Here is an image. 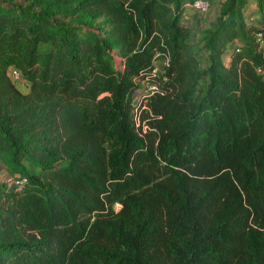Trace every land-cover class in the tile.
<instances>
[{
  "label": "trees",
  "instance_id": "trees-1",
  "mask_svg": "<svg viewBox=\"0 0 264 264\" xmlns=\"http://www.w3.org/2000/svg\"><path fill=\"white\" fill-rule=\"evenodd\" d=\"M28 1L0 0V154L29 178L0 183V264H264V0H221L206 67L184 0Z\"/></svg>",
  "mask_w": 264,
  "mask_h": 264
},
{
  "label": "rangeland",
  "instance_id": "rangeland-1",
  "mask_svg": "<svg viewBox=\"0 0 264 264\" xmlns=\"http://www.w3.org/2000/svg\"><path fill=\"white\" fill-rule=\"evenodd\" d=\"M16 1L24 2V3H28L29 2L28 0H16ZM77 2H78V0H49L47 2V4L49 6H51V8L67 7V8L70 9L74 5H76ZM252 2H254V1H252ZM249 5H248V9L247 10H249ZM189 8H191V7H189ZM256 11H257V8H256ZM206 13H201V15H206ZM246 13H247V11H246ZM207 14H209V13H207ZM88 19L89 18L87 16L86 17L85 16H80V17L79 16H72V17L67 18L65 20V22H67L69 24H74V25L81 24V25H84V26H87V27L94 26V27H96L95 29L97 30L98 26L103 24V21H104V17L103 16H97L96 19L93 22H91V23H86V20H88ZM262 25H264V23ZM203 30H205V29L203 28V29L200 30L201 35H202V31ZM100 34H102V32H100ZM190 39L193 42V29H191V38ZM194 44H196V46H197L198 53H199V59L201 61L202 67H206L207 63H206V60L203 57V52L205 51V49L203 48V43L201 41V36L199 38H195V43ZM111 55L113 57V62L115 63V66L117 68H122V58H121V56L115 50L111 51ZM158 60H159L158 66H159L161 72H163L164 71V63H162V62H165V61H163L161 59H158ZM137 84H138L137 90L135 91L134 96H133L134 112L141 113V111L143 109L147 108L146 107L147 101H145L146 97H147L146 96L147 88H146V83L144 81V77L143 78L141 77L140 79H138L137 80ZM31 172L37 173L38 169L33 168V169H31ZM7 173L13 174V172L10 170V166L6 162L5 157L3 156V154H0V183H3L2 180H3L4 176ZM114 207H115L116 210H118V209L121 208V204L120 203H116L114 205Z\"/></svg>",
  "mask_w": 264,
  "mask_h": 264
},
{
  "label": "built area",
  "instance_id": "built-area-1",
  "mask_svg": "<svg viewBox=\"0 0 264 264\" xmlns=\"http://www.w3.org/2000/svg\"><path fill=\"white\" fill-rule=\"evenodd\" d=\"M183 10L191 7L199 12L206 13L212 7L211 0H184L182 2ZM254 44L259 51L264 52V27L262 30L255 33ZM161 73L159 68L155 65L152 70L151 77H148L145 81L147 88V97H151L155 94L162 93L161 84L155 77ZM9 77L11 82L23 93L30 91V83L24 78L23 72L16 66L9 68ZM3 184L7 186L9 190L15 192L24 191L29 185V178L27 176H17L14 174L7 173L3 180Z\"/></svg>",
  "mask_w": 264,
  "mask_h": 264
},
{
  "label": "crops",
  "instance_id": "crops-1",
  "mask_svg": "<svg viewBox=\"0 0 264 264\" xmlns=\"http://www.w3.org/2000/svg\"><path fill=\"white\" fill-rule=\"evenodd\" d=\"M211 1H212V7L207 12L209 14L206 13V15H201L202 12H199L195 9L192 10L191 8H186L183 10L184 12L182 18L183 23L187 27L193 29V43H195V38H199L201 36L200 33L201 29L203 28L207 29L212 27V25L217 24L216 21L221 13V0H211ZM246 17L253 24L262 25L264 23V8L260 9L259 6L255 3V1L251 2V4L249 5V10H247ZM241 43L242 41L240 39H237L231 44V46L235 47L240 45ZM230 55H231V51H228L225 55L226 57L225 62L227 65L230 63ZM203 57L207 61L206 51L203 52ZM158 64H159V60L155 61V65H157V67L159 68Z\"/></svg>",
  "mask_w": 264,
  "mask_h": 264
}]
</instances>
